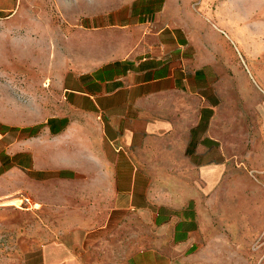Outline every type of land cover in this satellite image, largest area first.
I'll use <instances>...</instances> for the list:
<instances>
[{
	"label": "crops",
	"instance_id": "obj_1",
	"mask_svg": "<svg viewBox=\"0 0 264 264\" xmlns=\"http://www.w3.org/2000/svg\"><path fill=\"white\" fill-rule=\"evenodd\" d=\"M22 1L0 0V20ZM165 8L133 0L122 19L144 41L67 71L66 111L0 159L51 184L42 264H264V96Z\"/></svg>",
	"mask_w": 264,
	"mask_h": 264
},
{
	"label": "rangeland",
	"instance_id": "obj_2",
	"mask_svg": "<svg viewBox=\"0 0 264 264\" xmlns=\"http://www.w3.org/2000/svg\"><path fill=\"white\" fill-rule=\"evenodd\" d=\"M132 2L23 0L14 17L0 20V159L8 161L2 155L24 144L28 128L66 111L61 78L67 71L91 69L144 41L146 24L122 19ZM162 19L218 42L219 57L246 81L243 90L264 96V0H166ZM220 68L231 73L227 62ZM50 185L33 181L24 166L0 168V264H42L39 250L59 221L41 203ZM25 196L36 206L1 204Z\"/></svg>",
	"mask_w": 264,
	"mask_h": 264
},
{
	"label": "built area",
	"instance_id": "obj_3",
	"mask_svg": "<svg viewBox=\"0 0 264 264\" xmlns=\"http://www.w3.org/2000/svg\"><path fill=\"white\" fill-rule=\"evenodd\" d=\"M20 202L21 204H25L30 209L36 206V203L34 202V200L28 196L20 198Z\"/></svg>",
	"mask_w": 264,
	"mask_h": 264
},
{
	"label": "bare ground",
	"instance_id": "obj_4",
	"mask_svg": "<svg viewBox=\"0 0 264 264\" xmlns=\"http://www.w3.org/2000/svg\"><path fill=\"white\" fill-rule=\"evenodd\" d=\"M7 198V199H3V202L1 204H11V203H15L17 200H20L19 198Z\"/></svg>",
	"mask_w": 264,
	"mask_h": 264
},
{
	"label": "trees",
	"instance_id": "obj_5",
	"mask_svg": "<svg viewBox=\"0 0 264 264\" xmlns=\"http://www.w3.org/2000/svg\"><path fill=\"white\" fill-rule=\"evenodd\" d=\"M37 127H38V128H40V127H41V124H40V125H38ZM11 129H14V130H15V129H17V128H15V127H12ZM3 157H8V156H7V154H3V155H2V158H3ZM5 167H6V168H9V167H10V165H9V164H8V165H5Z\"/></svg>",
	"mask_w": 264,
	"mask_h": 264
}]
</instances>
